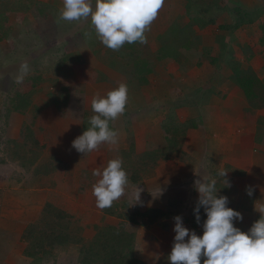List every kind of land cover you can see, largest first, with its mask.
Segmentation results:
<instances>
[{
    "label": "crops",
    "instance_id": "obj_1",
    "mask_svg": "<svg viewBox=\"0 0 264 264\" xmlns=\"http://www.w3.org/2000/svg\"><path fill=\"white\" fill-rule=\"evenodd\" d=\"M228 1L239 8L248 6L247 0ZM176 3L177 0H165L157 18L150 26V31L145 33L149 44L169 35L171 22L177 20L173 11ZM57 5L58 11L61 12L64 2H58ZM178 5L180 6L179 0ZM93 7L95 8V5ZM83 23L90 24L86 21ZM94 34L89 32L81 39L94 41L91 38ZM162 48L163 45L158 50L161 52ZM116 54V51L101 43L90 51L75 52L74 55L79 56L80 63L85 67L81 73V77L86 79L82 87L90 94L89 103L97 93L106 97L107 93L114 89L116 84L110 86L104 80L108 78L114 83L127 71V67L120 64V59L117 60ZM89 58L92 60H88ZM146 60L154 62L155 66L152 73L145 76L144 82H122L127 85L131 109L133 104L140 107L127 113V119L123 117L124 113L116 119V131L120 128L123 131L121 141L116 145L105 143L98 150L84 155L72 147V142L83 134L82 123L74 118L60 115L54 117L51 114L53 135L48 136L51 141L48 146L53 151L56 150V158L65 161L67 166L66 169L51 171V174L35 173L31 181L33 184L37 182L36 185L31 186L29 182L28 186H15L5 182V190L0 192V215L5 220V227H0V231L5 232V250L12 248L5 264L21 262V257L16 261L12 260L15 244H19L15 241L23 239L27 226L40 218L47 203H53L66 213L85 219L83 235L93 238L94 231L87 226L93 227L100 223L99 219L109 216L104 213L105 210L96 206L93 185L100 177L94 176L93 171H103L112 159L123 160L120 149H127L129 145L134 147L133 152L144 153L153 150L157 145L156 141L169 144L166 129L171 128L169 126L174 120L181 125H188L180 140L181 152L178 157L159 162L152 176L140 185L131 186L128 183L125 196L116 202L136 203L140 192L138 203H144L146 210H163L171 208L172 205H179V213L176 212V216H181L183 225L202 237L203 227L195 229L187 222L200 196L195 181L202 180V177H219L222 182L218 185L219 178L216 179L218 195L227 196L228 207L243 216L242 221L237 219L234 222L235 227L248 232L253 223L261 218L257 210L264 207V107H258L256 102L247 97L244 90L232 79L228 67L211 65L210 62L214 58H203L201 66L163 57L160 62L148 58ZM89 62H95V65H87ZM94 72L99 77H93ZM170 108L175 111L174 118H170V113L167 112ZM36 139L39 143L42 141L41 138ZM63 139L66 141L64 148ZM63 153L70 154L71 159H65ZM186 153H191L192 158ZM221 170L228 171L224 179L229 182L230 187H226L223 177L219 175ZM40 174L44 175L41 177ZM249 187L253 190L251 196L247 191ZM175 217L165 220L169 225L168 230L156 223L149 227L131 225L136 234L135 257L140 262L170 264L168 256L171 254L176 235ZM189 238L186 237V241ZM24 248L25 246L18 247L22 255ZM66 251L70 250L65 249L64 254ZM204 259H201V264Z\"/></svg>",
    "mask_w": 264,
    "mask_h": 264
},
{
    "label": "rangeland",
    "instance_id": "obj_2",
    "mask_svg": "<svg viewBox=\"0 0 264 264\" xmlns=\"http://www.w3.org/2000/svg\"><path fill=\"white\" fill-rule=\"evenodd\" d=\"M61 1L63 0H0V159L7 162V168L9 169V178L0 184V188L3 187V189H0L1 193L5 190V182L15 186L17 184L28 186L29 182L31 186L37 184V182L33 184L31 181L35 174L34 168H24L20 160L21 154L16 155L14 151L15 142L22 144L28 138L27 146L30 147L32 146L30 141L33 136L41 138L40 146L44 148L42 149L44 157H42V161H47L52 156H58L56 150L53 151L48 146L49 142H51L49 137L53 135L51 114L54 117L60 115L71 119V117H68V108L70 104L77 103L79 100L77 103L78 110L82 108L84 112L86 111L92 116L95 115L91 107L92 102L89 103L88 97L90 94H87V89L82 87L86 79L81 77V73L83 69L85 70V67L80 63L79 56L76 57L74 54L76 51L82 53L86 50L95 49L101 41L98 39L97 34H94L96 32L91 24V18L78 22L62 20L60 18L61 12L58 11L57 5ZM246 3H248V6L245 8L240 7L239 13H235V11L229 13V9L232 10L231 6H237L228 0H179L180 6L177 0L176 8L173 10L177 20L171 22L169 35L164 39L156 40L152 44L136 42L131 43V46L134 48L133 51L137 52L138 57L141 56L143 58L139 61H142L141 66H144L146 62L143 60L147 58L160 62L161 52L158 49L162 45L163 47L178 48L188 42V45L193 49L204 52L203 58H210V60L214 58L210 62L211 65L228 67V71L233 77L238 74V76L244 77L243 79L256 78L255 80L259 81L255 84V94L257 96L252 97L251 100L256 102L258 107H264V45L258 39L261 36L260 26L264 25V0H247ZM94 5L95 0H92V6ZM245 13V21L241 22L240 19ZM210 19H214L215 23H208ZM84 21L90 22V24L83 23ZM89 32L94 34L91 37L94 41L90 42L89 40L86 41L85 38L81 39L82 36H86ZM86 55L84 56L85 59L87 58ZM88 60H92V58ZM25 62L29 65L30 71L21 83H17L20 66ZM149 63L153 67L154 62L149 61ZM89 64L95 65V62H89L87 65ZM157 67L158 65H156ZM126 69L128 72H123L122 77L116 82L112 83L107 78L104 80L105 83L110 86L116 84L114 85V89H116L124 81L132 83L146 80L145 76L147 73L145 71L132 67ZM71 70L73 74H70ZM97 76L94 72L93 77ZM71 92L74 93L76 99L68 97ZM133 105V109H131V100L128 99L126 111L123 115L125 119L128 118L127 113L140 107L136 106V104ZM167 112L170 113V118H174V109L170 108ZM30 119L34 120V123H31V126H34V135L30 133L24 134V126L28 121H31ZM118 132H120L118 136V142H120L121 132L123 131L120 128ZM62 142V148H64L66 141L63 139ZM155 145L156 147L153 150H162L158 153L160 159L172 154H169V150L165 151L168 144L156 141ZM133 148L129 145L127 149H120V152H129L130 160L128 164L130 167L126 173L128 177H140L141 175L143 178L147 175L144 172L146 169L144 166L141 168L135 165L137 158L143 153L134 152L133 154L131 153ZM12 150L14 153H11ZM186 154L192 158L191 153ZM63 155L61 156L65 159H71L70 154L66 153L65 155L63 153ZM120 155L122 156V154ZM171 156L170 160L178 157L177 155ZM147 159L150 160V157H147ZM147 159L142 160V162L151 164ZM66 166L65 161L58 159V162L54 163L52 171L66 169ZM151 167V165L148 166V173L151 171ZM68 169L70 170L69 167ZM41 173L46 174V172ZM40 175L42 177L44 174ZM148 178L147 176L140 180L138 184L130 183V185H140ZM217 178L219 177L214 179ZM220 182L222 180L219 178L218 183ZM218 189V185H216V190ZM126 202L120 203L126 204ZM47 204H52L55 208L65 212L53 203ZM197 204L194 205V208ZM178 207L179 205H172L173 213H179ZM145 208L147 207L144 203H137L136 205L129 202L126 209L118 211L128 216L137 210L146 211ZM194 208H192L191 214ZM106 212L104 211L109 216L99 219V224L93 225V227H91L92 225H86L94 231V236L98 226H119L122 223L126 225L128 232L135 234L131 225L139 224H128L123 222L126 219L122 218L123 220H120L117 216ZM67 214L69 218H64L61 221L65 220V223L68 224L67 230L69 231V236H71L70 241H72L70 244L63 247L56 244L48 246L46 248L47 254L44 255L40 262L35 263L31 258H27L24 254L22 255L21 250H18L19 246L20 248L27 246L26 240L22 238L20 240L16 239L15 242L19 244H15L16 248L12 252V260L16 261L18 257H21V262L18 263L17 261L16 264H78L79 247L81 245L75 243V241L84 239V242H86L92 240V238L83 235L85 232V219H81L79 216L76 217V215L71 213ZM91 219L92 217H90ZM61 221L57 222L54 219L44 220L41 213L40 218L35 222L37 228L35 229L34 241L37 240L44 247L47 241H44V237L40 236L41 233H45V235L51 234L52 230L57 227V230H59L58 225L62 223ZM48 222H51V224ZM140 222V225L142 223L145 224L146 219L142 218ZM141 226L146 227V225ZM0 227H5V220L1 218V215ZM6 244L5 232L1 233L0 231V264H5V259H7L8 253L12 250V248L5 250ZM65 249L70 251H66V254H64ZM17 254L19 256L16 257Z\"/></svg>",
    "mask_w": 264,
    "mask_h": 264
},
{
    "label": "clouds",
    "instance_id": "obj_3",
    "mask_svg": "<svg viewBox=\"0 0 264 264\" xmlns=\"http://www.w3.org/2000/svg\"><path fill=\"white\" fill-rule=\"evenodd\" d=\"M63 2L64 7L60 14L62 20L78 22L90 17L101 43L118 51L125 43H148L145 33L150 31V26L165 0H95V8L92 0ZM29 71V65L26 62L22 64L17 83H21ZM128 99V88L123 83L109 91L106 97L97 93L91 103L95 113L89 120L91 127L72 142V147L87 155L98 150L102 144L116 145L119 134L110 127V122L125 112ZM122 165V159H112L103 171H93L94 176L100 177L93 185L97 208H111L115 201L125 196L129 178ZM227 172L221 170L219 175L224 179ZM224 181L226 187L231 186L226 179ZM216 183V179L207 177L195 181L196 190L200 194L195 209L197 222H200L201 206L207 215L202 225L203 236L190 231L183 225L182 217L176 216V235L168 256L170 264H201L202 258H205L203 264H264V207L256 209L261 218L253 223L248 232H243L234 226L237 219L243 220L242 214L228 207L227 196L218 197ZM247 191L251 196L252 188L249 187ZM138 202L140 192L136 198V203ZM186 237L190 238L186 241Z\"/></svg>",
    "mask_w": 264,
    "mask_h": 264
},
{
    "label": "trees",
    "instance_id": "obj_4",
    "mask_svg": "<svg viewBox=\"0 0 264 264\" xmlns=\"http://www.w3.org/2000/svg\"><path fill=\"white\" fill-rule=\"evenodd\" d=\"M232 10L229 9V13H239L240 8L231 6ZM246 18V13L242 18L240 19L241 22H244ZM208 23H215L214 19L208 20ZM263 26V27H262ZM261 30V36L259 39V42L264 45V25L262 24L260 26ZM133 47L129 43H125V45L118 50V54H116L117 60L120 59V64L126 66L127 68H138L140 70L145 71L147 74L151 73L153 71V67H151V64L149 63V60H143L145 63L144 66H141L143 58L141 56L138 57V54H136V51H133ZM117 53V51H116ZM161 58L165 59H174L176 61H179L181 63L190 62L195 64L196 66H201L202 64V58L204 56V52L199 51L197 49H193L188 45V42L184 43L180 47H163L160 54ZM143 62V63H144ZM73 74V71L71 70V73ZM146 74V75H147ZM237 77V78H236ZM233 77L232 79L237 83L247 94L248 98L256 97L255 94V84L259 82L258 80L255 81L251 78H245L237 76ZM68 97H72L73 99H76L74 96V93H70ZM79 101V100H78ZM77 101V103H78ZM77 103L70 104L68 111L69 115L68 117L77 119L82 123V132L86 131L87 128L91 127L89 120L92 117L91 114H88L86 111L78 110ZM72 105V106H71ZM71 107V109H70ZM67 111V112H68ZM31 121H28L27 124H25L24 128V134L30 133L31 135H34V126H31V123H34V120L30 119ZM176 123V124H175ZM172 125L171 128L166 129V138L168 139V146L167 150L170 152L171 155H178L181 152L180 146V140L183 138L186 129L188 128V125H181L177 121H172L170 124ZM110 127L115 130V121L110 122ZM166 128V126H165ZM26 136V135H25ZM36 137V136H35ZM33 136L31 138L30 144L32 143V146L28 145V138L24 140L22 144L15 142V153L16 155L21 154L20 160L22 161V166L24 168H34L35 173H41L46 172V174H51V171L53 169L54 163L58 162V159L56 157H50L47 161H42L43 157V150L42 146H40L39 141ZM21 149V150H20ZM12 150L11 153H14ZM162 151H155V150H148L147 152H144L143 155L139 156L136 161V166L146 169L144 172L147 173L145 177H151L152 174L155 171L156 166L158 165L159 161L161 160H169L172 156L167 155L165 158L160 159L158 156V153ZM131 153L134 154L132 151ZM122 158H123V165L122 167L127 172L129 169V152L125 151L124 153L121 152ZM147 157H150V160L147 159ZM44 158V157H43ZM147 159V161L151 164L142 162V160ZM153 163V164H152ZM128 165V166H127ZM151 165L150 172L148 173V166ZM7 162L0 159V184L7 180L9 178V169L7 168ZM45 174V173H44ZM143 177V178H145ZM129 183L138 184L140 180L143 178L139 176H133L128 177ZM219 185V183H218ZM198 204L193 210V213L191 214V218L187 220V222L195 229L202 227L204 221L207 219L206 212L203 208V206L200 207L199 210V216H200V222H197L196 219V211ZM128 207V204L126 203H117L116 201L113 203V206L111 208L104 209L107 211L106 213H109L111 215L117 216L120 220L126 219L123 222H126L128 224L134 223L140 225V220L146 219L145 224L150 226L153 224H158L159 226L163 227L165 230L169 229V225L167 222H164L167 219L175 217V213L172 211V207H167L165 209H153L149 208L145 212L141 211H135L133 214H129L128 216H125V214L120 213L118 210L126 209ZM42 217L44 220L48 219H54L55 221H61L62 219H68L69 215L66 212H63L57 208H55L52 204H46L45 208L42 212ZM123 218V219H122ZM62 222V221H61ZM51 224V222H48ZM63 223V224H62ZM61 224L59 223V230L54 229L52 230L51 234L41 233L40 236L44 237V241H47V244L43 247L41 243H39L37 240L34 241V234L35 229L37 228V224L33 223L27 226L23 239L26 240L27 246L24 248V256L27 258H31L33 262L38 263L40 262L44 255L46 253V248L48 246H51L52 244H56L58 246H65L70 244L72 241H70L71 236H69V231L67 230L68 224L65 223V220H63ZM61 228V230H60ZM62 231V232H58ZM75 243L81 245L79 247V262L81 264H145L140 262L135 257V234L128 232L126 229V225L123 223L119 226L115 225H107L104 227H97V232L95 236L90 241L84 242V239H80V241H75ZM76 244V245H77ZM43 254V255H41Z\"/></svg>",
    "mask_w": 264,
    "mask_h": 264
}]
</instances>
